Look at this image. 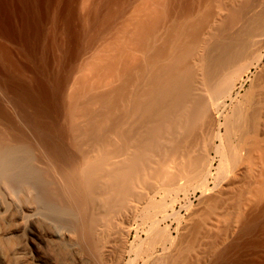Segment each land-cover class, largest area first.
Wrapping results in <instances>:
<instances>
[{"label": "bare ground", "instance_id": "6f19581e", "mask_svg": "<svg viewBox=\"0 0 264 264\" xmlns=\"http://www.w3.org/2000/svg\"><path fill=\"white\" fill-rule=\"evenodd\" d=\"M189 191L203 208L170 241L158 217ZM19 197L75 213L53 235L100 263L124 264L135 220L145 264L264 246V0H0V227Z\"/></svg>", "mask_w": 264, "mask_h": 264}, {"label": "rangeland", "instance_id": "374dc122", "mask_svg": "<svg viewBox=\"0 0 264 264\" xmlns=\"http://www.w3.org/2000/svg\"><path fill=\"white\" fill-rule=\"evenodd\" d=\"M188 194H189L188 200L185 198V196L183 194H180L179 195L180 197L178 198L179 200L176 203L174 202V204H172L173 202L171 201V199L170 200L168 199L167 200L168 208L170 205L169 203L172 202L171 203L172 206L171 205L170 206L174 207L173 208L174 211L172 210V208L166 209V212L168 210L169 211L168 214L170 213V215L167 219H163L164 221L162 220V218H163L162 214H160L158 217L159 218L158 220H160L159 227H160V229L163 230L164 233L165 232L168 233V237H169L170 241L172 240L171 237H173V240H176L178 238L179 234L182 233V225L184 226V225H186V223H188L189 218H190V213L193 212V214L195 213L197 215L200 212V210H202V208H203V202H202L201 194L199 192L193 193L192 191H189ZM20 197H22V198L24 197L23 199H25V201L28 203V206H30V204H31V206H33L32 203L29 204L30 201L26 200V199H29V198H27L26 195H22ZM20 197H19L18 202H20L21 207L23 206L22 210H24L25 216H23L24 215L23 212L14 213L8 219V224H6L7 227L5 225H4L5 228L3 226L0 227V231L2 230L1 232H3V234H4L3 235L0 232V243H1L0 244V264H17V263L18 264H116V263L118 264V262H117L118 258L114 257L115 254L113 255V253H110V255L108 252L104 253V254H106L105 255L106 261H104L103 263H100V261H98V259L86 254V252H84V250H81L80 248H76V247L73 248V250H75V251H76V249H78L77 252L71 251V250L69 251L66 247L63 248V246L58 242V239H56L54 237L53 231L57 228H60V226H62L63 228L66 225H67L66 227H70V228L74 227L76 225V223H74V221H76V214L74 212H73L74 216L72 215V217H75V219H72L69 215L70 212H68L69 213L68 215L60 216V217H62V221H58V220L56 221L55 218H54L55 220L52 218V220L50 219L51 223H48L49 220L44 219L47 217H44L41 214H39L36 217L32 216L31 214H33L32 212L35 210V208H33V211H31V207L27 208L26 202H25V204H22V201L24 202V200ZM198 199H199V201H198ZM189 204L192 206V208ZM180 207H181V209H180ZM186 207H188V208H186ZM189 207H190V209H189ZM171 210H172V212H171ZM195 211L196 212L198 211V212L196 213ZM55 212H54V214H57L56 210H55ZM27 213H28V215H27ZM60 213L67 214V212H61V211L58 212V214H60ZM175 213H176V215H175ZM18 214H21V216ZM66 216L68 217L67 219H66ZM24 217H26V218H24ZM63 217L65 220H63ZM11 218H12V220H11ZM10 220H11V223L9 224ZM54 221L57 223L55 224ZM52 222H54V223H52ZM66 222H67V224H66ZM61 223H62V225H58ZM72 223L74 225H72ZM131 224L133 226V231L131 232V235L128 238L127 248H126L130 254L128 255L127 254L128 252L126 253V256L124 257L125 260H123V263L124 264H132L133 262L134 263L137 262L135 264H145L143 262H146L145 260H147V258L141 257L138 260H136L135 259L136 253L134 250H137V248H139L143 245H144L143 248H146L147 243L145 241H146L147 237L150 234H151L150 236H152V235L154 236L157 232L152 231L153 232L152 233L150 230H147V229H149V226H147L148 224L144 225L139 220L132 221ZM218 225H219V223H217L215 221L213 223L212 227H210L208 232H210V234H216L217 233L216 230H217ZM57 226H59V227H57ZM165 226H167V227L165 228ZM238 226L239 225H233L232 226V228L228 231L226 236H224L223 239L218 243L216 251L217 252L220 250L222 251L225 247L232 244V242L234 243L235 241H238V239H239V241H240V239H243L241 241L242 247H240V251L238 249L236 252H234V251H233V253L231 252L228 256L229 257L228 262L231 263L232 261L239 259L241 261V264H264V246L262 245V246H259L258 248H255V249L253 247H251V245L249 243H250L251 239H253V236H250L252 234H248V235L246 234L249 237H247L246 235L242 236L239 233ZM6 228H7V230H6ZM138 228H143L144 230L138 229ZM237 235H239V236H237ZM240 236H242L244 238H242V237L238 238V239L236 238V237H240ZM245 236H246V238H245ZM259 237L261 239H264V234H260ZM1 239H3V240H1ZM162 243H163L162 241L158 242V244H157L158 250L160 249ZM202 246H203V244H200V246L198 247L199 253L202 254L201 260L199 261V264H211L214 254L213 253L208 254L207 252H205L206 249H204V247H202ZM17 250H18L17 254H19V257H18L19 259H16ZM9 251H10V255L12 253V256L15 253V258L14 257L11 258L12 256L8 258L7 253H9ZM10 258L14 261H12V260L10 261ZM115 258H116V260H115ZM16 261H17V263H16Z\"/></svg>", "mask_w": 264, "mask_h": 264}]
</instances>
